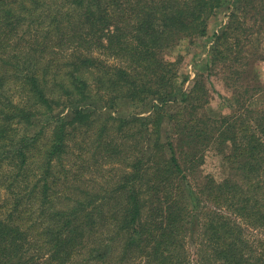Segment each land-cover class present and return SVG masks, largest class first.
I'll return each instance as SVG.
<instances>
[{"label":"trees","instance_id":"1","mask_svg":"<svg viewBox=\"0 0 264 264\" xmlns=\"http://www.w3.org/2000/svg\"><path fill=\"white\" fill-rule=\"evenodd\" d=\"M223 5L0 0V264H264V85L243 47L264 0H236L214 36L207 65L248 82L230 114L207 112L203 77L183 89L164 57ZM119 99L148 114H114ZM54 103L66 112L18 134ZM220 145L228 174L198 175Z\"/></svg>","mask_w":264,"mask_h":264},{"label":"rangeland","instance_id":"2","mask_svg":"<svg viewBox=\"0 0 264 264\" xmlns=\"http://www.w3.org/2000/svg\"><path fill=\"white\" fill-rule=\"evenodd\" d=\"M235 2L236 0H224V5L216 10V13L209 19L207 32L204 36L193 39L183 37L164 52V57L166 59L177 61L178 78L176 82L177 84L182 85L181 87L183 89H188L193 83L194 79L203 77L204 84L206 88L209 89V97L205 108L210 114H230L233 110L231 107H233V104H236V86L242 87V83L244 85L248 83L246 81L247 79L245 78L241 81L230 80L231 84L229 85L228 79H225L227 73L222 69V63L212 65L210 67L207 65L208 59L210 58L209 53L215 41L214 36L221 30L223 26H225V23L228 20L229 12L231 10L229 6ZM253 28V32L250 34V39L244 42L243 47L248 54L251 56L253 54L250 60V67L257 72L258 79L264 85V57H262L264 56V26L262 23H257L256 25H253ZM59 93L60 92H58V94ZM18 96V94L17 96H14L15 99H17ZM258 98L264 100V93ZM63 99L65 98H59L60 101ZM170 105L171 104L168 105V110L169 108L171 109ZM145 107L147 106L139 105L135 107L133 104L119 99L117 108L112 109V111L115 110V112H113L114 114H118L119 112L123 115L129 116L136 112L138 115H146L148 114V110H146L147 108ZM53 108L54 112L50 113L46 111L45 107H41V113L37 112L31 117V124L28 125L24 122L19 124L18 134H32L33 132H36L41 124H48L47 121L52 119L51 116L53 114L58 115V113L63 110V113L66 112L65 108L63 109L62 106H57L56 103L53 104ZM86 108L89 110H94L95 115L103 113L102 111H104V109L106 110V107L101 110L100 106L94 104H90ZM165 126L166 125L163 124L164 129ZM219 147H210L205 151L203 163L199 165L198 175H200V173L202 175L211 174L217 180H221L228 174L227 167L224 166V151L221 145ZM4 168L5 165L0 168V174ZM5 196V188L0 187V201ZM198 220L199 219L197 215H194L191 218L190 229L185 237L186 247L188 249L190 258L193 261L195 260L196 252L195 238L199 224Z\"/></svg>","mask_w":264,"mask_h":264}]
</instances>
